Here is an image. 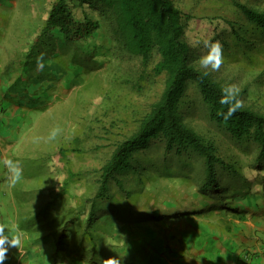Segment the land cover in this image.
<instances>
[{"label":"rangeland","instance_id":"1","mask_svg":"<svg viewBox=\"0 0 264 264\" xmlns=\"http://www.w3.org/2000/svg\"><path fill=\"white\" fill-rule=\"evenodd\" d=\"M53 1L0 0V21L8 24L4 35L0 36V64L7 75L17 66L16 72L19 71L20 75L15 82H10L11 90L8 93L13 98L11 102L15 101L20 107L24 106L21 111L14 113L15 122L18 123L14 133L20 132V135L14 138L16 141L12 143V147L8 144L5 150H9L8 159L19 161L24 171L33 168L16 185L19 191H14V203L5 206L6 215L15 218L17 209L20 218L15 220L28 233L33 229L35 234L37 230L41 233L49 227L54 229L56 232L50 235L51 241L48 239V242H54V236L58 239L57 246L65 230L66 245L70 249L66 252L58 250L55 260L59 264H76L83 258L102 264L103 260L112 257L120 259L121 264H126L130 257L127 254L128 243L134 237L145 235L148 226H156L152 222L153 214L149 217L148 210L158 211L161 218L157 220L160 223L158 226L165 227L170 238L176 235V231H185V228L200 221H213L220 227L225 224L238 225L241 222L237 218L238 214L224 216L212 203V199L203 194L200 188V179L204 173L203 162L200 158H194L189 169L190 178H167L163 173L161 177L158 172L162 171L152 169L151 174L157 178L148 181L145 189L141 190L144 192L138 197L136 192L131 194L128 199L132 202L130 205L124 203L126 196L121 191L113 190L115 199L104 203L105 209L97 214L91 226L84 228L80 218L85 223L91 204L89 202L83 211L84 200L95 195L98 185L97 171L110 158L120 137V134L116 138L106 133L105 127L113 133H117L119 129L112 126V121H117L120 128L132 127L140 111L153 103L162 92L163 82L161 79H158V83L153 80L149 90L144 95L140 94L134 87L137 79L135 67L130 57H124L122 52H118L110 36V20L105 18L103 37L101 42H97L101 47L98 46L96 58L86 56V60L81 61L85 56H79L77 59L78 55L75 52L72 54L65 47L75 51V46L64 38L61 41L65 46L55 49L46 44L48 47L39 46L33 51L34 56H30L28 50L36 34L44 27ZM175 1L193 16L186 37L196 48L197 55L202 57L207 54L208 49L204 47L203 41H219L223 45L224 57L222 67L216 72L220 78L238 85L239 88L253 83L248 70H242L239 64L243 65L245 61L257 64L261 62L262 66H248L261 73L264 68V37L237 28L242 38L245 37L249 42L255 41V45L252 47L248 41H237L235 31L229 23L247 25L248 21H243L244 17L234 8L232 0ZM239 1L249 6L264 7V0ZM82 9L83 7H79V11ZM91 14L97 15L92 12ZM225 42L230 44L229 49L224 48ZM41 54L44 67L38 70L37 57ZM69 63L75 65L69 67ZM252 89L258 93H254ZM193 91L190 89V97L193 96ZM250 93L252 96L249 100L263 106L264 110V90L252 87ZM7 98L10 99V96ZM204 115L202 107L198 105L187 117L195 129L205 134L213 130L218 135L227 161L238 163L241 178H247L252 189L263 196L261 175L264 176V169L258 170L255 167L257 150L251 146L243 150L226 133L216 130ZM57 127L62 130L61 133L56 140L49 141L47 138L50 132ZM76 137L80 139L83 152H72L68 164L56 152L61 146L72 147ZM36 138H40L38 142ZM162 153L163 149L155 146L147 155L140 156L141 161L153 162L161 169L165 164ZM168 160L174 169L179 170L177 158L169 157ZM69 169L71 170L68 171ZM67 181L69 186L64 184ZM55 195H58L56 199L53 197ZM255 200L262 208L259 210L254 206L249 209L251 218L248 216L250 219L243 221L246 225H262L259 228L250 225L253 228L251 233L257 236L254 242L264 234L255 232L260 228L264 232V198L258 195ZM195 211L199 214L207 212L208 215L197 216ZM181 229L183 230L180 231ZM43 235L44 233L38 235V241L43 240ZM94 251L97 252L96 258H92ZM249 253L253 252L250 250Z\"/></svg>","mask_w":264,"mask_h":264},{"label":"trees","instance_id":"2","mask_svg":"<svg viewBox=\"0 0 264 264\" xmlns=\"http://www.w3.org/2000/svg\"><path fill=\"white\" fill-rule=\"evenodd\" d=\"M232 2L234 8L244 17L243 21H248L247 25L229 23L235 31L237 41H248L245 37L242 38L237 28L264 37V7L249 6L239 0ZM79 7L83 9L79 11ZM91 12L97 15L92 16ZM104 18L110 20L108 21L112 26L110 36L118 52L120 54L122 52L124 57L126 55L130 57L135 67L137 79L134 87L144 95L153 80L158 83L160 81L158 79H161L163 88L156 100L140 111L132 127L120 128L117 121H112V126L119 129L117 133L105 127L106 133L116 138L117 134H120V137L110 158L97 171L98 185L95 195L84 200L83 211L91 202L85 223L80 218L84 228L91 226L97 214L105 209L104 203L115 199L114 191H121L126 196L124 203L130 205L131 201L128 199L131 194L136 192L138 197L144 192L141 190L145 189L147 182L157 178L151 174L152 169L162 171L158 172L161 177L164 174L167 178L176 176L190 178L189 169L194 158H200L203 162L204 173L202 179L198 178L203 194L212 199V203L224 216L238 214L237 218L247 221L249 209H253L254 206L259 210L262 208L255 197L259 195L264 198V176L261 175L262 196L257 190L252 189V184L247 178H241L238 163L233 160L227 161V157L222 153L218 135L213 130L205 134L195 129L187 115L200 105L204 116L216 130L226 133L235 144L242 146L243 150L247 146L254 147L257 150L255 167L257 166L258 170L264 169V110L263 106L249 100L252 96L250 93L252 87L264 90V68L261 73L255 72L253 68L256 65L262 66V63L246 62L243 56L244 66L242 63L239 65L242 66V70H248L254 82L246 83L247 85L240 88L238 98L243 101V106L231 119L225 121L220 113H226L228 106L222 105L220 100L222 90L232 85V82L224 81L217 71L203 69L197 62L201 57L197 55L196 48L186 37L193 16L185 12L175 0H54L45 25L36 34L28 54L31 56L39 46L42 48L51 46L55 49L65 46L61 41V38H64L75 46V51L65 47L72 51V54L75 52L78 55L77 59L79 56H85L80 59L81 61L86 60V56L96 58L100 45L98 43L103 37ZM249 45L254 47L255 41L249 42ZM225 47L229 49L230 44L225 42ZM70 65L73 67L75 63H69V67ZM249 65L253 67L248 68ZM205 72L208 74L205 75ZM190 89L194 90L191 97ZM72 144V147L61 146L56 152L61 154L68 164L72 152L77 154L83 152L79 138H74ZM155 146L163 149L165 164L161 169L153 162L141 161L140 156L147 155L146 153ZM169 157L178 159L179 170L172 167ZM31 170L23 169V175ZM36 171L38 173L37 169ZM64 184L69 186V181ZM57 196H53L54 199ZM148 211L149 217L153 214L152 222L156 224L155 227H159L160 223L157 220L161 218L158 211ZM47 229L50 230L49 235L56 232L50 227ZM64 232L65 230L59 239V246L58 239L54 242L57 250L66 252L70 248L66 245ZM149 236L146 231L145 235L134 237L128 243L127 254L132 258L141 250L148 249L149 246L145 244ZM164 238L166 237H160L161 241H164ZM96 255L97 252L94 251L92 258H96ZM129 260L127 264H142L145 259L141 257L138 261ZM93 263L97 264L98 261Z\"/></svg>","mask_w":264,"mask_h":264},{"label":"crops","instance_id":"3","mask_svg":"<svg viewBox=\"0 0 264 264\" xmlns=\"http://www.w3.org/2000/svg\"><path fill=\"white\" fill-rule=\"evenodd\" d=\"M6 27H8L6 21H0V36L4 35ZM16 69L17 66L15 69L12 68L10 75H7L0 64V223L17 225L25 233V238L20 251L16 248L9 249L5 264H55V255L58 256L59 252L55 242H48L51 237L50 230L44 231L41 228L43 232L39 234L37 230L35 234V229H33L32 234H29L30 232L28 233L26 228L20 226L15 220L20 218V212L17 209H15V218H9L6 215L5 206L8 203H14V191L16 189L19 191V188L9 187L7 183L8 170L3 163L5 159H8L9 150H5L8 148V144L11 146L16 141L14 138L20 135V132L14 133V128L18 124L15 122L14 113L21 111L24 107H20L15 101L11 102L13 98L11 93H8L11 90L10 82H15V79L17 80L20 75ZM8 95L10 99L7 98ZM196 215L204 216L208 213H197ZM240 221L239 223L237 220L238 225L225 224L224 227H220L213 221H200L197 224H191L185 228V231H182L183 229L179 233L176 231V235H173L172 238L169 237V231L165 227L148 228L150 236L145 244L149 246L148 249L141 250L132 258L129 257V259L131 258L129 261H138L143 257L145 260L142 264H264V234L254 242L253 240H256L257 236L251 233L253 228L250 225L254 226L255 224L246 225L244 224L246 221L244 223L242 220ZM261 226L255 225V228ZM255 232L256 234L257 232L264 233L261 228L256 229ZM42 233H44L43 240L38 241V235ZM163 236L166 238L161 241L160 237ZM53 239L56 240L54 236ZM250 250L253 255L249 253ZM197 252L200 253L197 254ZM76 264L94 263L83 258Z\"/></svg>","mask_w":264,"mask_h":264},{"label":"clouds","instance_id":"4","mask_svg":"<svg viewBox=\"0 0 264 264\" xmlns=\"http://www.w3.org/2000/svg\"><path fill=\"white\" fill-rule=\"evenodd\" d=\"M204 47L208 49L207 54L203 55L198 63L203 69H210L211 71H219L224 63L223 45L219 41H203ZM43 54L37 57V69L42 70ZM205 75L208 73L205 72ZM240 88L236 84L228 85L222 90L220 103L227 105L226 113H220L225 121L231 119L232 116L243 106V101L239 99ZM59 127L54 128L49 136V141L57 139L61 133ZM40 138H36L38 142ZM4 166L8 170L7 183L9 187H15L23 178V168L19 161L5 159ZM25 233L15 224L0 223V264H5L8 259V252L10 248H16L19 251L23 247ZM102 264H121L120 259L112 257L102 261Z\"/></svg>","mask_w":264,"mask_h":264}]
</instances>
